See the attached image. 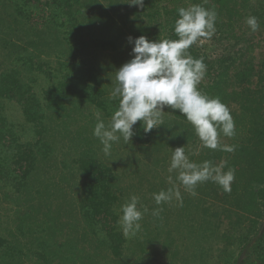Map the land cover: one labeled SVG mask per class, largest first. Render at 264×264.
I'll return each mask as SVG.
<instances>
[{
    "label": "trees",
    "instance_id": "obj_1",
    "mask_svg": "<svg viewBox=\"0 0 264 264\" xmlns=\"http://www.w3.org/2000/svg\"><path fill=\"white\" fill-rule=\"evenodd\" d=\"M128 2L0 0V264H264V0ZM192 5L217 12L211 38L220 52L203 50L209 38L188 52L207 66L198 90L230 110L235 135L218 139L235 150L204 147L168 107L148 133L138 121L135 165L159 160L161 182L143 189L153 195L175 185L183 203L146 199L140 231L125 236L126 187L93 135L95 113L107 124L119 107L109 94L133 58L128 38L178 39L177 10ZM181 146L194 163L233 169L231 190L209 180L195 196L185 191L168 171Z\"/></svg>",
    "mask_w": 264,
    "mask_h": 264
},
{
    "label": "clouds",
    "instance_id": "obj_2",
    "mask_svg": "<svg viewBox=\"0 0 264 264\" xmlns=\"http://www.w3.org/2000/svg\"><path fill=\"white\" fill-rule=\"evenodd\" d=\"M129 6L142 8L144 0H129ZM175 23L176 40L150 41L145 36L133 39L132 59L123 64L116 72L117 84L109 94V100L119 99V107L107 124L101 113H95L96 124L93 135L109 154L112 144L121 137L130 142L134 135L133 126L143 122L145 133L163 124V109L168 107L183 114L189 121L204 147L220 148L232 152L234 146H222L219 135H235V124L229 108L219 98H210L198 90V85L206 75L203 58L194 59L188 49L200 38H211L216 29L217 12L200 5L179 8ZM246 24L251 31L259 28L257 17L249 16ZM173 151L168 171L178 173L177 180L190 195H197L195 188L199 183L214 181L230 191L234 170L222 171L225 166H213L210 161L201 164L189 160L185 147ZM226 163V162H225ZM169 182L172 177L169 176ZM157 205L170 202L173 198L182 206L181 192L175 185L153 194ZM139 197L133 195L121 206L120 225L125 236H135L141 229L140 221L147 208H138ZM161 209L153 211L158 216Z\"/></svg>",
    "mask_w": 264,
    "mask_h": 264
},
{
    "label": "rangeland",
    "instance_id": "obj_3",
    "mask_svg": "<svg viewBox=\"0 0 264 264\" xmlns=\"http://www.w3.org/2000/svg\"><path fill=\"white\" fill-rule=\"evenodd\" d=\"M216 44L217 43L212 38L209 40L201 39L200 41V45L203 47V50L209 56L218 54L220 52L221 49L218 47H216L215 50L213 49L215 48ZM88 118H92V117H88ZM132 145H135V143H133L132 140L130 142H125L121 137L120 141L115 142L113 148L110 149L109 154H107L109 157L107 163L113 168L115 169L117 168L121 170L119 171L121 173L120 177L122 178L123 181V182L121 181V185L123 187H126L125 198L129 200L131 196L135 195L139 197V204H142L146 199L147 200L154 199L153 195H151L149 191L143 189V186L147 188L149 184V188L151 189L152 188L151 183L156 181L155 179H158V183L161 184L160 176L159 173L157 172L158 168L156 163V161L159 160L153 159L152 161H150L146 157V161H145L144 158L141 157L142 161H140V163L137 164L140 165L141 162H144L146 165H148V168L146 167V165H144L140 170L139 169L140 166L135 165L138 152L136 154L135 148L131 149L132 147L130 146ZM129 156L132 158H129ZM177 176L178 174L176 175V180H177ZM162 183L163 184L165 183L163 179H162ZM138 191L141 192L146 191L145 192L146 194L144 193L145 195H142Z\"/></svg>",
    "mask_w": 264,
    "mask_h": 264
}]
</instances>
